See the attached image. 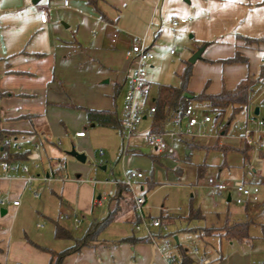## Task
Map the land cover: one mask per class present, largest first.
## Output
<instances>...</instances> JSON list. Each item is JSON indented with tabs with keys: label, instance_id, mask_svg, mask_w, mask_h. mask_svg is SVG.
Segmentation results:
<instances>
[{
	"label": "crops",
	"instance_id": "1",
	"mask_svg": "<svg viewBox=\"0 0 264 264\" xmlns=\"http://www.w3.org/2000/svg\"><path fill=\"white\" fill-rule=\"evenodd\" d=\"M64 1H67V5L64 4ZM164 1L95 0L93 5L87 0H39L36 4H33L32 0H0V132L2 135L1 147L2 145L5 147L3 150L0 147V152L5 155L7 153L11 157L20 156L15 161H11L17 169L8 173V176L14 178H4V173L0 169V191L4 190L5 196H7V201L0 200V207H2L0 208V264H53V255L72 245L70 240L54 237V222L71 233V230H74L72 219L75 216L79 217L80 212L88 214L90 209L100 206L102 201H106L107 197L113 194L115 185H112L113 188L110 189L109 195L98 196L94 199L95 193H92L90 187L83 183L80 184L79 175L74 180L69 174L60 178L51 176V169L57 168L59 165L57 162H53L52 158L48 159L44 148L41 152L36 141L41 142L43 139L48 142L50 136L67 133L72 134L74 138H85V134L82 137H78L76 134L82 132V127H95L94 124L87 123L86 110L111 111L115 112L119 119L122 117L123 109L118 114L117 99H122V103H124V94L133 74V65L126 53L133 39L143 38L147 49L154 56L150 43L154 41L158 33H155V28L153 31L151 29L153 26L157 27V22L154 21L159 5ZM215 1L225 4L223 11H229L230 17H233L232 22L238 27L226 57L229 59L237 54L243 60L235 62L238 64L223 67L219 76L220 83L217 81L214 84L218 89H211L210 80L207 79L209 74H206L202 78L204 87L196 94L189 88L193 78L191 67V76L187 83V91L191 95H198L201 92L215 95L223 88L233 90L240 81L246 78L255 81L259 75L260 67L264 65L263 44H247L244 41V39L264 37L263 0H203L202 3L208 6ZM186 2L190 4V0H186ZM41 9L49 10L45 23H42L39 18ZM97 10L104 18L100 17ZM193 13L196 11L193 10ZM159 14L161 15L160 12ZM181 19L184 18L181 17ZM191 28L196 27L192 25ZM114 36L115 41L113 42ZM148 36L151 37L148 38ZM189 64L191 65V63ZM146 84L148 96L144 101L145 111L142 120H149V133L150 117L153 113L148 114L146 110L152 106L158 85L165 84L155 86V95L149 103L151 80L148 73ZM262 90L264 91V86ZM254 99L255 97L242 110L244 113L243 124L248 117H258L259 115V108L254 107L258 111L257 115H255V109H251ZM194 104L200 112L211 108L195 102ZM224 115L221 119L216 117L213 124L204 127V130H208L209 126L215 129L217 123H221L223 126L228 124L226 133L218 134L213 145L209 147L200 145L196 141V137H177L182 143L189 141L198 146V148L190 149L184 145L187 155L192 150L219 151L222 153L223 165H226L225 158L229 152H237L241 156L240 151L246 145L240 138L235 140L230 137L229 126L232 121L227 122V120L231 112L227 119ZM181 116H174L167 124L165 131L157 134L161 135L166 145H168L166 138H169L166 133L178 130L179 125L184 121L181 120ZM237 130L239 132V128ZM34 142L35 144L32 145ZM227 142L241 143V147H233ZM215 145L222 149L225 148L227 151L223 152L213 148ZM246 147H249V163L253 156L254 162L259 164L260 172H256L259 173L258 183L264 184V158L260 155L264 154V149H260L257 145ZM161 155L168 154L155 152L154 157ZM44 156L47 160L45 170L42 166H38ZM22 167L27 168V173L22 172ZM39 169H42L41 172ZM25 176L33 177L32 182L39 183L41 186H53V190L57 192H53V194L62 201V203L59 201L55 219L47 216L49 213L46 212L45 202L38 204V210H31L26 205L22 206L23 198L26 201L30 200L27 198L28 191L33 199L39 198L36 192H31L32 182L27 184L23 179ZM143 179L133 181L135 186H146ZM252 182L256 184L254 180ZM133 190L136 194L134 188ZM230 190L219 194L212 191L217 195L226 193V202H230L232 200ZM33 193H36L37 197H34ZM235 194L236 199L237 193L235 192ZM130 195L132 197L131 193ZM141 195L146 199L145 193ZM228 195L229 198H227ZM13 201H18L19 204L14 206ZM241 204H244V217L247 219L251 209H249L247 201ZM35 215L46 218L51 227H44L34 220ZM60 215L67 217L60 218ZM169 218L170 216H161L159 219L165 221ZM60 220H69L72 223L68 227L63 225ZM34 221L37 222L35 225ZM226 223L232 224L228 220ZM233 223L248 224V220ZM133 232L136 237L145 239L144 233L134 231L132 225ZM71 234L76 237L73 233ZM63 241L70 242V245ZM99 242L101 246L104 245L102 241ZM126 244L143 264H168L167 253H160L154 249L155 247L152 249L151 243L148 244L145 240L134 245ZM95 247L97 244L81 248L78 252L65 256L60 264H119L118 261L121 258L117 256V250L93 249ZM93 252L94 257L92 256Z\"/></svg>",
	"mask_w": 264,
	"mask_h": 264
},
{
	"label": "rangeland",
	"instance_id": "2",
	"mask_svg": "<svg viewBox=\"0 0 264 264\" xmlns=\"http://www.w3.org/2000/svg\"><path fill=\"white\" fill-rule=\"evenodd\" d=\"M202 1L190 0L189 4L186 0H165L163 4L159 5L154 21L157 22V27L153 26L151 29L153 31L155 28V33H158L154 41L150 43L155 59L148 64L149 66L145 67V71L149 74L151 80L148 103L155 95L157 84L178 85L179 75L197 53L199 56L191 63L193 78L189 86L194 94L203 89L202 78L206 74H209L207 79L210 80L211 89L215 90L218 87L216 88L214 84L217 81L220 83L219 76L223 67L238 64L225 61L228 59L226 57L228 48L234 40L233 35L236 28H238L232 22L233 17H230L228 10L223 11V7H225L223 2H211L212 4L207 6ZM193 10L196 13H193ZM231 12L233 13V11ZM181 17L186 19L187 22L172 27L171 21L178 22ZM192 25L196 28L192 29ZM150 37L148 36V38ZM147 42L149 43V40ZM262 88L259 85L255 87L257 93L254 95L255 99L251 105V109L254 107L259 108L260 112L256 117L257 119L264 118V91ZM117 100L119 114L123 109V103L122 99ZM230 112V108L225 111V119L229 117ZM243 122L244 113L241 111L236 114L229 126L230 137L235 140L239 139L240 134L237 129L243 125ZM181 126L184 129V121ZM148 128L149 120H142L128 143L122 139L117 128L100 126L91 128L85 126L81 129L86 135L83 139L74 138L72 134L67 133L60 136H50L48 142L41 139V142L36 141V144L40 146L41 152L43 148L46 150L48 159L50 157L53 162L59 161L63 164L64 176L69 174L71 179L74 180L79 175L80 184L83 183L85 186L90 187L92 193H95L94 199L98 196L109 195L110 189L113 188L112 181L123 180V175L127 171H139L143 174V180H151L153 188L150 190H147L146 186L136 187L133 181L132 187L135 189L136 194L145 193L146 203L143 207V214L146 218L173 217L170 224L161 229H153L154 234H160L162 240H167L172 245L173 249L167 251V254L169 252L175 254L176 252L174 238L177 239L178 244L185 246L189 251L194 247L201 251L202 245L196 243L193 237L186 233L187 230L205 226L222 227L226 220L231 223L248 220L249 239L246 242L238 243L222 240L219 243L216 238H211L208 240L206 258L209 259L210 264H264V184L258 183L259 173L256 172H260V168H258L259 164L254 162L251 153L250 163L245 167H242L241 156L237 152H229L225 158L226 165H223L222 153L219 151L192 150L187 155L186 148L180 139L166 138V142L168 141V145L172 147L174 153L172 155L157 156L153 160L151 157L155 156V151L146 142ZM170 128L175 129L173 126H170ZM203 132L207 135L196 136V141L202 146L209 147L213 145L218 137L217 131L209 126L208 130L205 129ZM224 132L226 133L222 127L219 134ZM220 140L222 139L220 138ZM34 144L35 142L32 143V145ZM227 144L233 147H241V143L227 142ZM72 150L83 154L85 161L79 162L68 155ZM123 150H125V153ZM46 162L44 156L38 166H42L45 170ZM199 166H206L201 177L196 175ZM41 170L39 169V172ZM247 171L253 172L252 179L259 188V197L257 202H247L251 211L250 216L245 219L244 204L235 203L236 194L234 190L229 191L232 200L226 202V193L214 194L208 184V179H218L232 185L237 180L242 181V177L246 175ZM40 175L42 174L40 173ZM76 185L78 186V184ZM31 190V192H36L39 198L33 199L28 191L29 196L27 198L30 200L26 201L23 198L21 201L22 206L26 205L31 210H38V204L45 202L46 212L49 213L47 216L55 219L59 200L53 194V192H56L53 190V186L46 187L32 182ZM0 193V200L7 201L5 191H0ZM107 204V201H102L100 206H94L88 214L80 212L78 214L80 221L78 229L71 230V233L76 237L84 234L93 219H101L106 215ZM190 208L194 211L198 210L202 218L189 220V222L180 220V217L188 215ZM129 214L117 216L114 222L104 229L99 236V241H102L104 245L101 246L99 242L97 247L93 249L117 250V256L121 258L118 261L119 264H143L135 256L136 254H133L129 245L125 242L118 244L121 238L132 233ZM34 220L44 227H51L46 218L35 215ZM36 221H34V225L37 223ZM160 221L162 224L161 219ZM60 222L68 227L72 223L69 220H60ZM64 243L70 245V242L65 241ZM150 247L153 249L154 246L150 244Z\"/></svg>",
	"mask_w": 264,
	"mask_h": 264
},
{
	"label": "trees",
	"instance_id": "3",
	"mask_svg": "<svg viewBox=\"0 0 264 264\" xmlns=\"http://www.w3.org/2000/svg\"><path fill=\"white\" fill-rule=\"evenodd\" d=\"M91 4H95V0H87ZM264 3V0H263ZM101 18L104 16L97 10ZM248 43H257L263 44L264 46V37L260 39H244ZM243 60L237 54L234 57L225 60L228 63H235ZM191 76V65L186 64L181 74L179 75V85L178 86H169V85H158L156 96L153 100L152 107L154 112L150 117V133L161 134L165 131L167 124L174 117H180L186 102L188 99L184 97L185 94L190 95L192 100L199 105L206 107H217L221 109L220 115L217 118L221 119L225 111L230 108L231 115L228 118L227 122L232 121L234 116L242 111L250 103L251 99L256 94L257 90L255 86H264V65L260 67L259 75L255 81H250L248 78L240 81L233 90H225L224 88L215 95H208L204 92H201L198 95H191L187 91V83ZM86 118L88 124H94L95 126L106 127V128H117L119 130V118L115 112L111 111H90L86 110ZM227 123L223 126L224 130L227 128ZM120 132V131H119ZM2 143V135L0 132V147ZM184 145L187 148L193 149L198 148L193 142L183 141ZM2 150L5 149L2 145ZM213 148L220 149L223 152H226L227 149H222L215 145ZM125 153V150H123ZM249 147H243L240 151L242 156V166L245 167L249 163L248 158ZM264 158V154H260ZM19 155L11 157L6 153L7 161H15L19 158ZM155 159V157H151ZM59 166L57 168L51 169L50 173L53 177H62L64 175V166L62 163L57 162ZM60 167V168H59ZM205 167V166H204ZM204 167H198L196 175L201 177L204 173ZM145 184L147 190L153 188V183L149 179H145ZM60 203H62L59 198ZM107 213L101 219H93L84 234L79 237H74L63 227L54 222V237L56 239L70 240L72 245L57 253L54 254L53 264H60L62 259L72 253L78 252L81 248L91 247L99 242V236L104 229L111 225L117 216L130 213L131 218L129 223L131 225L137 224L139 218L134 211V204L132 197L129 193L127 187L123 184L122 181L117 180L114 191L112 195L107 197ZM202 218L198 210L194 211L190 208L188 215L186 217H180V220L189 222V220H195ZM173 217L162 221L163 225H168L172 222ZM187 234L193 237L194 241L198 244H201L202 249L200 252L201 256L208 254L207 246L209 245L208 240L211 238H216L220 243L222 240L228 242H246L249 239L248 235V224L247 223H225L223 227H197L192 228L186 231ZM160 236V235H159ZM166 237V236H165ZM143 237H136L134 233L130 234L127 237H124L118 241V243L125 242L130 245H134L138 242H144ZM176 256L179 258L181 264H198L195 258L192 255V252L188 250L185 246L180 244H175ZM210 262V261H209ZM210 264V263H209Z\"/></svg>",
	"mask_w": 264,
	"mask_h": 264
},
{
	"label": "built area",
	"instance_id": "4",
	"mask_svg": "<svg viewBox=\"0 0 264 264\" xmlns=\"http://www.w3.org/2000/svg\"><path fill=\"white\" fill-rule=\"evenodd\" d=\"M67 5V1H64ZM47 9H41L39 12V18L42 23H45L48 18ZM186 23V19H180L178 22L175 20L171 21L172 27L178 26V24ZM113 42L115 41V36L113 37ZM264 54V48L262 50ZM129 61L133 65V74L129 79L127 91L124 94L123 103V113L122 117L119 119V131L122 139L128 143L130 138L135 134L136 128L140 124L143 114L145 111L144 101L148 96L147 88V73L145 71V66L153 61V54L147 49L145 40L143 38H135L130 42V48L126 53ZM146 112L152 114L154 108L149 107ZM221 109L216 107H211L204 112H200L195 106L192 100H187L185 108L182 112V119L185 122L184 129L179 125L178 130L173 132H168L166 135L169 138H193L202 136L204 133V127L213 124L216 117L220 115ZM223 125L221 123L216 124L215 131L219 134L222 130ZM224 129V127H223ZM264 119H257L256 117H248L245 123L239 127V138L246 146L257 145L260 149H264ZM203 130V131H202ZM83 132L77 133L76 136L82 137ZM207 135V134H206ZM146 142L151 146L157 153H166L168 155L173 154V149L165 144L161 135L155 133H147ZM60 168V167H59ZM0 169L4 173V178H14L8 176V173L16 171L17 167L8 162L6 155L0 152ZM22 172L27 173V168L22 167ZM253 172L247 171L244 179L242 181H237L232 185H228L218 179L210 178L208 179V184L215 193L219 194L221 192H226L230 189H234L237 193V198L235 202L241 204L244 201L247 202H257L259 197V188L257 184L252 181ZM27 184L33 181V177L25 176L23 178ZM143 179V174L139 171H127L123 175V184L127 187L129 192L132 194L134 211L139 218V222L133 225V230L136 232H143L145 235V241L151 243L155 249L160 253H167L171 251L172 245L167 240H162L158 234L153 233V229H161L165 225L161 224L159 218L148 219L143 214V207L145 206L146 199L143 195H138L134 193L132 187V181ZM45 181V178L43 179ZM112 185L117 184V180L112 181ZM34 197H37L36 193H33ZM14 206L18 205V201H13ZM65 215H60V218H66ZM80 221L78 217L73 218V229L77 230ZM192 255L198 264H209V260L199 254L198 249H192ZM168 264H181L179 258L176 254H167Z\"/></svg>",
	"mask_w": 264,
	"mask_h": 264
},
{
	"label": "water",
	"instance_id": "5",
	"mask_svg": "<svg viewBox=\"0 0 264 264\" xmlns=\"http://www.w3.org/2000/svg\"><path fill=\"white\" fill-rule=\"evenodd\" d=\"M39 0H32V3L33 4H36L37 2H38ZM199 56V54L197 53L196 55H194L193 57H192V59L190 60V63H193L195 60H196V58ZM184 97L186 98V99H191L192 97L190 96V95H188V94H185L184 95ZM257 109H255V115H257ZM70 155L72 156V157H74L77 161H79V162H84L85 161V156L83 155V154H79V153H77V152H75V151H71L70 152ZM227 198H229V195L227 196ZM174 241H175V244H178V242H177V239L176 238H174Z\"/></svg>",
	"mask_w": 264,
	"mask_h": 264
}]
</instances>
